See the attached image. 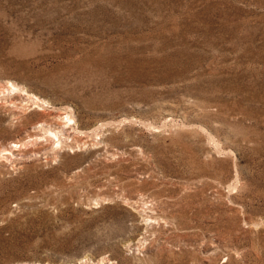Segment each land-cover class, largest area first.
<instances>
[{
  "label": "rangeland",
  "instance_id": "rangeland-1",
  "mask_svg": "<svg viewBox=\"0 0 264 264\" xmlns=\"http://www.w3.org/2000/svg\"><path fill=\"white\" fill-rule=\"evenodd\" d=\"M22 140L0 264H264V0H0Z\"/></svg>",
  "mask_w": 264,
  "mask_h": 264
},
{
  "label": "bare ground",
  "instance_id": "bare-ground-1",
  "mask_svg": "<svg viewBox=\"0 0 264 264\" xmlns=\"http://www.w3.org/2000/svg\"><path fill=\"white\" fill-rule=\"evenodd\" d=\"M7 84H8V86H9V88H10L11 90H13V91H16L17 89H19L18 86H16L15 84H13V83L10 82V81H9ZM20 89H21V88H20ZM20 89H19V90H20ZM22 91H23V90H22ZM33 98H34L37 102L40 101V99L37 98V96H36V97L34 96ZM35 103H36V102H35ZM66 119H67V118H66ZM15 125H16V124H15ZM62 125H63V124H62ZM64 125H65V124H64ZM43 126H44V125H43ZM46 127H48V126H46ZM46 127H45V128H46ZM50 127H51V126H50ZM50 127H48V128H50ZM63 127H64V126H63ZM43 128H44V127H43ZM56 128H58V127L56 126ZM40 129H41V128H40ZM59 130H60V129H59ZM43 131L45 132V135H44V136H43L42 134H41V135H42L43 137H46V138H48V137H53V136L56 137V138H58V135L60 134V133L57 134V132H55V130H51V128H50V129H47V130L44 129ZM40 132H41V131H40ZM40 132H39V134H40ZM63 132L65 133V131H63ZM41 133H43V132H41ZM64 133H63V134H64ZM33 134H34V133H33ZM37 134H38V133H37ZM37 134H36V135H37ZM39 134H38V135H39ZM67 134H68V133H67ZM34 135H35V134H34ZM38 135H37V136H38ZM29 136H30V134H29ZM60 136H61V135H60ZM32 137H34V136L32 135ZM32 137L30 136L29 138H32ZM66 137H67V136H66ZM66 137H65V138H66ZM34 138H35V137H34ZM60 138L62 139V137H60ZM63 138H64V137H63ZM39 139H41V137L37 138V139H36L35 141H33V142L36 143V142H38ZM48 139H49V138H48ZM51 139H52V138H51ZM61 139H59L58 142H60ZM24 140H25V139H24ZM24 140H22V141H17V142H12V144L9 145L10 147H8V148H7V147H4L5 145H4V146L2 145L4 148H2V149L0 150V157H1V158H2V157H5V156L7 157V155L11 156L13 149H14V151H17V149H19V148H21V147H23V146H25V145H27V147H28V142L25 143V142H23ZM32 140H33V139H32ZM42 140H43V139H42ZM54 140H55V139H54ZM26 141H27V140H26ZM48 141H50V139H49ZM58 142H57V143H58ZM29 143H30V142H29ZM31 143H32V141H31ZM31 143H30V144H31ZM38 143H40V141H39ZM62 143H63V142H62ZM33 144H34V143H33ZM41 144H42V143H41ZM7 145H8V144H7ZM31 145H32V144H31ZM52 145H53V144H52ZM33 146H34V145H33ZM33 146H32V147H33ZM29 147H31V146L29 145ZM15 149H16V150H15ZM21 149H22V148H21ZM19 151H20V150H19ZM29 151H30V149H29ZM32 151H34V150H32ZM2 153H4V155H3ZM7 159H9V158H7Z\"/></svg>",
  "mask_w": 264,
  "mask_h": 264
}]
</instances>
